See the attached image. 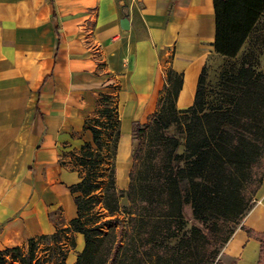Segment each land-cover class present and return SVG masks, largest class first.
<instances>
[{
	"label": "crops",
	"instance_id": "crops-1",
	"mask_svg": "<svg viewBox=\"0 0 264 264\" xmlns=\"http://www.w3.org/2000/svg\"><path fill=\"white\" fill-rule=\"evenodd\" d=\"M0 0V251L51 234L58 212L76 216L63 155L91 140L86 119L103 95L120 120L117 181L132 162L131 127L145 123L182 75L176 107L193 104L214 50L213 0ZM127 18L124 27L121 21ZM70 162V161H69ZM264 233V179L251 208L218 254L221 264H256Z\"/></svg>",
	"mask_w": 264,
	"mask_h": 264
},
{
	"label": "trees",
	"instance_id": "trees-1",
	"mask_svg": "<svg viewBox=\"0 0 264 264\" xmlns=\"http://www.w3.org/2000/svg\"><path fill=\"white\" fill-rule=\"evenodd\" d=\"M213 6L214 50L233 60L264 19V0H213ZM220 79L219 103L207 109L204 66L193 104L178 109L182 75L167 70L166 95L159 98L158 110L148 122L132 124L125 190L115 183L120 138L115 103L104 104L99 117L86 119L84 129L91 140L71 154L72 169L80 179L68 187L76 207L69 227L83 237L73 264H221L217 257L233 232L231 226L251 208L264 179V168H259L264 164V71L242 63ZM178 114L190 120L183 145L166 132L179 123ZM180 145L183 151L178 153ZM150 148L152 156L147 158ZM143 166L152 176L142 177ZM123 197L126 204L120 202ZM99 202L110 216L123 218L100 220L94 211ZM186 209L199 225L192 224L178 236L187 223ZM246 231L260 243L256 264H264V233ZM37 237L27 241V250L15 246L0 251V264H42L34 262ZM61 255L56 264H65Z\"/></svg>",
	"mask_w": 264,
	"mask_h": 264
},
{
	"label": "rangeland",
	"instance_id": "rangeland-1",
	"mask_svg": "<svg viewBox=\"0 0 264 264\" xmlns=\"http://www.w3.org/2000/svg\"><path fill=\"white\" fill-rule=\"evenodd\" d=\"M242 63L245 66H253L255 70L264 71V19L260 21V23L256 27L255 33L250 37V39L247 41V43L245 44V46L243 47V49L241 50V52L235 59L229 60L222 56H218V57L210 59L208 63H206L205 82H204V100H205L207 109L219 103V99H220L219 91L221 90L219 84L221 80L220 79L221 74L223 72L232 73L236 71ZM164 90H165V86H164ZM165 95L166 93L163 91L160 94L159 98H161L162 100ZM111 97L113 100H110V101L106 100V98L100 97L98 100V103L96 104V107L89 114L88 118L99 117L100 116L99 109H101L104 104L113 105L114 98L113 96ZM158 108H159V102H158ZM177 117L179 118L180 125L179 123H172L166 132L168 135H172L176 137L179 143L183 145L184 138H185L184 130L186 129L187 123L190 120L188 118H184L180 116V114H178ZM148 121L149 119L146 122ZM119 140L121 143V140L123 139L119 138ZM182 145H180V147L177 149L178 153H181L183 151ZM79 147L80 146L73 149L72 151L67 152L66 155L65 154L63 155L66 163H68V166L71 164V160H72L71 154L73 153V151L74 152L78 151ZM150 150L151 148L148 150V152H146L147 158H150L152 156V152ZM122 166H123L122 163L116 159L115 175H117V169L121 168ZM259 168L261 171V169L264 168V164L260 165ZM141 170H142L141 175L143 178L152 176V173L150 172V168L148 166H143ZM115 183L118 189L125 190L128 186V181L126 184H123L120 181H117V178H116ZM255 195L253 196V201H254ZM120 202L121 204H126L127 203L126 198L125 197L121 198ZM60 211L61 210L59 209L58 222H57L58 227L56 228V230L58 229L59 232L55 235V237H50V234H45V236L43 237L36 238V249H35L36 258L34 259V262L38 261L39 263H42V264H48V262H52L53 264H56V262L60 260L62 256L61 254H63L64 263L73 264L76 260L78 253L82 250V247H83L82 235L78 232L73 231L69 227L70 226L69 220H65ZM94 211H97L100 214L101 216L100 220H106L114 216L123 218V215H119V214L110 216L108 214V211L104 208V206L100 202L96 204ZM185 219L187 220V223L184 228H180L178 236H182L185 229H188L189 226H191L192 224L199 225V223L192 218L189 209H186ZM238 224L231 226L233 231L238 226ZM65 228H68L69 230H64ZM117 229L118 228H116L115 233H117ZM105 230L106 231L108 230V226H105ZM232 233L230 234V236L232 235ZM171 242H174V240H172ZM224 245L221 247V250L223 249ZM26 248L27 247H25L24 249L27 250ZM157 250H160V249L157 248ZM60 252H63V253H60Z\"/></svg>",
	"mask_w": 264,
	"mask_h": 264
},
{
	"label": "water",
	"instance_id": "water-1",
	"mask_svg": "<svg viewBox=\"0 0 264 264\" xmlns=\"http://www.w3.org/2000/svg\"><path fill=\"white\" fill-rule=\"evenodd\" d=\"M127 21H128V19H127V18H124V19L121 21V25L124 27V25L127 24Z\"/></svg>",
	"mask_w": 264,
	"mask_h": 264
},
{
	"label": "built area",
	"instance_id": "built-area-1",
	"mask_svg": "<svg viewBox=\"0 0 264 264\" xmlns=\"http://www.w3.org/2000/svg\"><path fill=\"white\" fill-rule=\"evenodd\" d=\"M136 1H137V0H129L128 8H129L130 6H132L133 4H135Z\"/></svg>",
	"mask_w": 264,
	"mask_h": 264
}]
</instances>
